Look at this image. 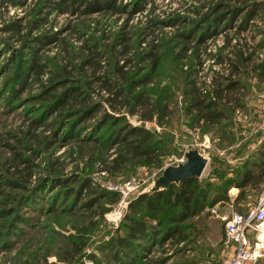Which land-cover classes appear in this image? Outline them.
<instances>
[{"label":"trees","instance_id":"trees-1","mask_svg":"<svg viewBox=\"0 0 264 264\" xmlns=\"http://www.w3.org/2000/svg\"><path fill=\"white\" fill-rule=\"evenodd\" d=\"M21 1L0 0V6L5 9L7 4ZM145 1L131 0L125 5L120 0H56L55 7L81 14L103 11L131 15L141 10ZM43 2L49 3L50 0ZM35 11L25 31H22L20 18L3 24L10 36L16 35L20 41L18 52L9 57L12 70L7 81L9 96L6 103L10 105L20 97L17 91L26 87L27 79L31 76L39 79L49 66V60L41 55L40 49L57 37L50 30L32 33L39 25ZM192 11L194 16L173 15L168 21L177 26L174 34L135 52L137 65L133 68H128V57L120 63L118 61L131 48L125 34H116L115 39L105 44L107 47L101 46L94 36H89L79 44L77 52L64 37L58 38L66 55L64 63L51 61L48 80L41 82L36 92L25 97L33 107L31 110L35 111L29 118L27 136L34 138L40 149L52 150L56 144L75 143L77 155L85 153L90 170L64 173L61 171L62 161L49 159L44 166V175L29 186L27 178L33 171L32 154L27 156L22 151L18 152L15 145H10L14 148L15 171L19 177L0 176V193L6 198L9 195L13 197L7 199L10 204L1 206L2 216L21 215L23 208L37 205L41 192L49 187L48 191H52L45 196L46 202L41 204L47 213L85 211V216L93 219L92 215L108 211L109 205L118 198L116 191L94 184L89 172L95 164L110 176L137 165L161 166L163 157L174 149L170 141L164 134L156 133L142 123L127 121L123 111L135 113L141 120H151L155 116L157 122L162 121L169 112L168 104L173 101L175 93L169 85L148 84L156 71L161 73L165 62L170 63L171 60L181 65V59L187 57L186 68H180L179 90L185 114L199 129L219 126L223 119L244 107V73L249 68L258 82L264 81V57L256 59L253 56L255 50L241 48L244 44L238 42L229 44L226 38L227 42L213 53V62L222 68L212 70L207 77L209 87H202L199 84L201 80L195 79V62L191 59L197 56L196 51L201 44L219 32L227 36L225 31L231 28L235 32L250 28L256 30L261 38L255 46L264 47V27L251 24L254 18L264 22V0H201ZM189 44L191 51L188 54ZM115 45L119 48H114ZM225 46L228 48L222 52ZM202 62L198 57L196 65L200 68ZM91 91H102L101 99L92 98ZM38 126L49 131L40 134ZM24 145L22 142L21 147ZM30 147L33 153H37L38 148ZM253 155L234 156L237 161L231 164L219 158L218 166L210 168L202 179L189 175L166 187L137 193L127 201L117 225L108 231L107 236L100 238L94 248L85 250L82 236L70 243L67 248L73 254L70 263L85 264L83 258H87L92 264H160L164 258L147 259L148 252L167 239L175 242L186 239L189 231L195 228L194 217L208 214L213 206L218 210L224 204H230L237 211H245L248 207L244 210L242 207L247 201L255 202L264 183V136ZM230 187L237 188L234 196L228 193ZM22 217L19 216L17 221L26 223ZM184 250L185 247L180 246L175 251L184 253ZM178 263L186 264V261ZM191 263L193 260L189 259L187 264ZM254 264H264V257L257 258Z\"/></svg>","mask_w":264,"mask_h":264},{"label":"rangeland","instance_id":"rangeland-1","mask_svg":"<svg viewBox=\"0 0 264 264\" xmlns=\"http://www.w3.org/2000/svg\"><path fill=\"white\" fill-rule=\"evenodd\" d=\"M43 1L22 0L20 3L5 5V9L3 5L0 6V48H3L5 44L7 45L5 49L0 51V176L19 177L15 171L16 164H14L16 159L13 155V149L15 148L27 156L32 154L33 165L31 168L33 171L27 178L29 186L35 184L37 178L44 175V166L49 159L57 158L62 161L61 171L64 173L71 170H90L87 167L85 153L77 155L75 143L72 141L74 145L65 142L64 144H56L52 150H49L38 148L40 146L37 141L27 136L29 118L35 111L31 110L33 107H30L25 101V97L27 98L36 92L41 82L48 80V69L52 64L51 61L56 62V64L64 63L63 57L66 55H64L61 47L62 42L60 43L58 38L64 37L72 47L69 46L77 52L79 44H82L84 39L89 36H94L101 46L107 47L108 45L105 44L110 43L113 38L115 39L116 34L126 35L131 48L125 56H120L121 59L118 61L120 63L125 57H128L130 58L128 68H133L134 65H137L135 52L172 36L177 26L168 20L176 14L194 16L195 13L192 8L198 5L201 0H147L141 10L131 15L126 12L108 13L103 11L81 14L55 7L56 0H50L49 3ZM120 1L125 5L131 2V0ZM40 7L41 9L38 11ZM204 8L202 6V9ZM34 9H36L35 16L39 25L32 30V33L50 30L57 37L40 49L41 55L49 60H47L49 66L39 75V79L29 77L26 87L17 91L20 97L13 100L11 102L13 105H10L6 103L9 96L7 81L11 78L12 70L9 57L13 52H18L20 41L16 35L10 36V33L3 28V24L10 19L20 18L23 26L22 31H25ZM251 24L260 28L264 27V22L259 18H254ZM225 32L227 34L225 37V33L219 32L209 38L199 46L200 48L198 47L197 56L190 58L192 62H195V79L201 80L202 83L199 84L202 87L208 86L207 77L212 74V70L222 68L220 64L213 62L212 56L223 43L227 42L226 38H228L229 44L238 42L244 44L241 48L255 50L253 56L256 59L264 57V47L255 46L261 38L256 30L250 28L247 31L235 32L234 28H231ZM190 46L191 44L187 48L188 54L191 51ZM114 48H119V45H115ZM227 48L228 46H225L222 52H226ZM198 57L203 60L200 68L196 65ZM77 59L78 57L74 60L77 61ZM165 63L161 73L156 71L153 80L148 85H169L174 91L175 97L168 104V114L162 118L161 122H157L155 116L151 120H141L135 113L129 114L123 111V114L131 123H142L156 133L164 134L174 149L163 157L159 167L137 165L127 168L122 173L110 176L106 171L99 170V166L95 164L89 172L94 184L114 190L118 194L119 192L112 189L111 186L132 178L135 186L128 191L127 201L137 193L147 190L162 167L175 164L183 158L182 155L186 149L196 147L199 152L207 157V163L199 176L202 179L207 175L210 168L218 166L219 158H223L231 164L237 161L234 156H254L253 152L264 136L261 129V122L264 119V81L258 82L249 68L244 73L246 74L244 77L246 91H244L242 98L245 103L244 107L235 110L229 118L223 119L219 126L201 130V128L194 126L190 116L185 114L183 97L179 90L180 73L182 69L186 68L187 57L181 59V65H176L171 60L170 63ZM160 69L161 67L158 70ZM78 74L76 71V75ZM101 92L91 91L90 96L99 100L101 99ZM37 131L41 134L47 133L49 129L44 130L42 126H38ZM22 142L26 144L24 148L21 147ZM10 145L16 147L11 148ZM30 145L38 148L37 153L32 152ZM75 156L76 158H74ZM263 187L264 184L259 192ZM1 190L2 187H0V192ZM5 190L16 192L10 188H5ZM48 190L49 187L41 192L42 197L37 200L38 203L41 202L39 205L37 203L35 206L31 205L21 210L19 216H23L22 220H26V223L17 221L19 216L16 214L2 216L0 212V216H2L0 217V264H71L70 259L73 258V254L67 248L72 241H77L78 236H82L84 249L88 251L94 248L98 240L107 236L108 231L117 225L119 219L114 222L110 217V211L117 200L109 205L108 211L99 215H92L93 219L85 216V211L47 213L41 204L46 202L45 196L52 191ZM251 193L254 195V191ZM12 198L10 195L6 198L0 193V208L10 204L7 199ZM251 204L252 202H249V204L244 205L242 210ZM213 207L214 210L210 208L208 214L202 213L203 216L198 215L197 218H193V221H196L195 228L189 231L186 239L177 242L167 239L162 244L154 245L146 258L151 260L164 258L160 264H180L178 263L180 260L181 262L185 260L187 264L189 259L193 260L191 264H212L226 256L230 252V247L223 242V221L224 217L236 209L232 208L230 204L220 205L218 210L216 206ZM246 231L253 238L254 230L247 228ZM180 246L185 247L184 253L175 251ZM83 260L85 264H92L87 258H83Z\"/></svg>","mask_w":264,"mask_h":264},{"label":"built area","instance_id":"built-area-1","mask_svg":"<svg viewBox=\"0 0 264 264\" xmlns=\"http://www.w3.org/2000/svg\"><path fill=\"white\" fill-rule=\"evenodd\" d=\"M264 133V119L261 122ZM183 156V155H182ZM181 158L179 161H182ZM178 162V161H177ZM135 186L132 178L120 184H114L112 189L119 192L115 206L110 211V217L115 222L122 214L127 203L128 191ZM214 210V207H211ZM264 221V187L259 192L257 199L245 211L232 210L223 224V242L230 247V252L220 258L219 262L212 264H254L259 257H264V245H259L257 232L259 225ZM254 230L253 239L246 229Z\"/></svg>","mask_w":264,"mask_h":264},{"label":"water","instance_id":"water-1","mask_svg":"<svg viewBox=\"0 0 264 264\" xmlns=\"http://www.w3.org/2000/svg\"><path fill=\"white\" fill-rule=\"evenodd\" d=\"M206 163L207 157L196 147L186 149L183 153V160L163 166L148 189L155 190L166 187L169 183H176L189 175L199 177Z\"/></svg>","mask_w":264,"mask_h":264},{"label":"bare ground","instance_id":"bare-ground-1","mask_svg":"<svg viewBox=\"0 0 264 264\" xmlns=\"http://www.w3.org/2000/svg\"><path fill=\"white\" fill-rule=\"evenodd\" d=\"M259 231L257 232V238L260 241H257L259 245H264V221L259 225Z\"/></svg>","mask_w":264,"mask_h":264},{"label":"crops","instance_id":"crops-1","mask_svg":"<svg viewBox=\"0 0 264 264\" xmlns=\"http://www.w3.org/2000/svg\"><path fill=\"white\" fill-rule=\"evenodd\" d=\"M264 184V183H263ZM261 185H262V183H261ZM263 186V185H262ZM236 192H237V188L236 187H230L229 189H228V193H229V195H231V196H234L235 194H236ZM246 204H249V201H247L246 203H245V205Z\"/></svg>","mask_w":264,"mask_h":264}]
</instances>
